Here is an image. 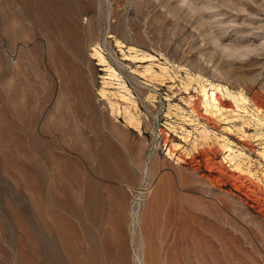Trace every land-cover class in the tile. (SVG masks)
<instances>
[{
  "label": "rangeland",
  "instance_id": "rangeland-1",
  "mask_svg": "<svg viewBox=\"0 0 264 264\" xmlns=\"http://www.w3.org/2000/svg\"><path fill=\"white\" fill-rule=\"evenodd\" d=\"M207 263L264 264V0H0V264Z\"/></svg>",
  "mask_w": 264,
  "mask_h": 264
},
{
  "label": "bare ground",
  "instance_id": "bare-ground-1",
  "mask_svg": "<svg viewBox=\"0 0 264 264\" xmlns=\"http://www.w3.org/2000/svg\"><path fill=\"white\" fill-rule=\"evenodd\" d=\"M130 50H136V48L131 47ZM94 57H97L98 58V60L100 61V64L102 66H107L108 70L111 72L110 73L111 74L110 75L111 77L116 78L117 80H120L121 81V78H120L121 76L110 65V63L106 59L105 55L101 52V50L95 48ZM133 58H137V56H135ZM153 59H154V57H153ZM146 73L147 74H145V75L148 76L149 79H151V80L158 79V76L159 75L156 74V73H154L153 70H152V68H148L146 70ZM121 85L124 88H127V86H126L125 83H121ZM201 88H202L203 95L205 96V103H206V107H207V112L209 114H212V115L214 114L215 115L218 112L220 113L222 110H225V109L227 110L229 108H233L232 101L236 102L237 104L240 103V101L237 99V97L233 93L229 92L228 91L229 89L225 85H223L221 83L209 82L208 84H206L205 86H202ZM222 94L223 95H227L230 100L229 101L227 99L224 100L222 98V96H221ZM103 95H105L104 92H103ZM241 97H242L241 100H242L243 105L246 104L248 102V99L245 98L243 95H241ZM123 98H125V97L123 96ZM128 100L131 101L133 107H137L136 101H134L131 98L128 99ZM124 109H125L124 111H125V113H126V115L128 117L127 122H129L130 127L131 128H136V129L139 128L141 126V122L139 120H137L136 116H131V114H130L131 111L130 110H128L127 108H124ZM199 136H200L199 138H201V142H199V141L193 142L192 149L187 152V156L190 159H192L193 161L197 157H199L202 154H205V153H207L209 151V149L206 148L208 146L207 144H208V140H209L208 131L207 130L201 131ZM201 144L203 146H206V147H203L202 150L199 149L200 148L199 146ZM177 147H178V145H177ZM179 159L181 160V163L182 164H184V163L187 164V160H185L184 158H180L179 157ZM233 160H234V158H231V161H233ZM159 164H160V162H158V161L157 162H155V161L152 162V166H151V168H152V175H154L155 172L158 169H160L159 166L161 164L160 165ZM234 169H235V171L237 173H239L240 176H242V174H244V170L241 168L240 164H236V166H234ZM168 176L169 175H167L166 177H168ZM182 181H183V183L185 182L184 177H183V180ZM165 198H166V196H165V193H164V186L163 185H159L157 187V189L154 191V193L152 194V196L150 197L149 201L146 202V209H145V212L142 215V223H141V225H142V236L146 240L148 238H150V237H153L154 234H155V232H156L155 227H157V224L154 227V225H152V222H155V221L160 220L159 219L160 218V215L162 213V210L164 209V201H165ZM148 220H149V222L151 224L147 222ZM194 227H196V226H194ZM161 232H163V230ZM162 236H163V234H162ZM208 240H209V238H208ZM205 249H207V248H205ZM208 251H210L209 248H208ZM208 251H207V253L210 256V252L211 251L210 252H208ZM204 260L206 261L205 258H204ZM208 263H210V262H208Z\"/></svg>",
  "mask_w": 264,
  "mask_h": 264
}]
</instances>
